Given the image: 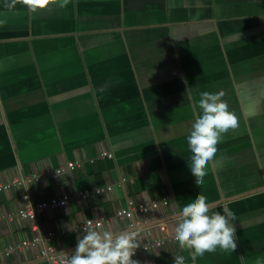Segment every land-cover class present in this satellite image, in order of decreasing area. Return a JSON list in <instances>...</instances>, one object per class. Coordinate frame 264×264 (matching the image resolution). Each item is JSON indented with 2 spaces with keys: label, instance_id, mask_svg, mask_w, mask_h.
I'll return each instance as SVG.
<instances>
[{
  "label": "crops",
  "instance_id": "0c3cea01",
  "mask_svg": "<svg viewBox=\"0 0 264 264\" xmlns=\"http://www.w3.org/2000/svg\"><path fill=\"white\" fill-rule=\"evenodd\" d=\"M0 0V264H51L34 254L42 242L5 254L29 238L23 203L89 191L37 215L53 229L55 251L75 249L88 217H107L117 233L127 221L115 209L170 195L157 215L175 229L178 215L203 194L235 214L236 250L219 248L195 264L264 260V0H70L37 14ZM226 91L238 127L223 133L199 188L187 143L202 91ZM107 150L111 156H102ZM73 169L33 173L68 162ZM110 186L109 188H107ZM97 187L104 190L96 193ZM193 264L177 241L133 256L141 264Z\"/></svg>",
  "mask_w": 264,
  "mask_h": 264
},
{
  "label": "clouds",
  "instance_id": "9594fccd",
  "mask_svg": "<svg viewBox=\"0 0 264 264\" xmlns=\"http://www.w3.org/2000/svg\"><path fill=\"white\" fill-rule=\"evenodd\" d=\"M69 3L70 0H10L4 7L11 11L21 4L35 15L49 6L64 9ZM225 96L226 91L223 89L199 93L201 111L196 115L187 136L192 154L190 170L199 188L205 183L204 177L208 174L206 169L218 151L217 144L222 134L238 127L237 117L229 110ZM215 207L205 195L198 193L183 206L178 215L175 240L181 249L190 250L193 264L198 257H203L206 252L216 253L218 248L229 254L236 250L235 214L226 206L221 214L214 211ZM141 242L138 229L113 233L86 226L83 236L77 238L75 250L68 254L62 253V264H141L139 260L133 259ZM173 264H186V257L175 255ZM256 264H264V260L257 259Z\"/></svg>",
  "mask_w": 264,
  "mask_h": 264
},
{
  "label": "built area",
  "instance_id": "2783aa9c",
  "mask_svg": "<svg viewBox=\"0 0 264 264\" xmlns=\"http://www.w3.org/2000/svg\"><path fill=\"white\" fill-rule=\"evenodd\" d=\"M102 156H111V152L102 150L100 152ZM79 161L75 160L68 162L65 166H59L55 169L48 167L43 171L33 173L32 177L37 178L38 176L46 172H62L63 170L73 169L79 165ZM24 176L15 175L11 178L0 181V190L10 189L13 186H19L24 182ZM108 186L107 188H109ZM104 190L103 187H97L96 193H100ZM89 196V191H78V192H63L61 194L51 195L49 197L41 198L35 201H31L28 198V194L23 192L21 197L24 199L23 203L16 209L15 213L20 217L29 220V226L34 231V234L29 238H23L19 242L9 244L5 248V254L10 253L11 250L17 248L22 249L26 246H34L42 242L43 246L39 247L35 252V257L45 256L50 259L51 264H62V253L68 254L73 252L75 249H67L65 251H55L51 244L52 238L55 234L53 229H40L37 223V215L46 209H54L57 207H64L67 202L77 196ZM170 199L169 194L161 196L159 199H153L150 201L135 202L132 199H128L125 206H119L115 209V215L118 218L125 219L127 221L126 227L118 231H129L139 230V239L142 241L140 247L136 250V255L145 254L151 249L158 248L164 245L166 242L176 241L175 240V229L170 228L168 221L169 219H163L159 217L156 211L161 206H166ZM107 217H88L78 222L75 225V230L84 231L85 227L94 228L103 225L108 222ZM92 223L89 224L88 222Z\"/></svg>",
  "mask_w": 264,
  "mask_h": 264
},
{
  "label": "trees",
  "instance_id": "16d2710c",
  "mask_svg": "<svg viewBox=\"0 0 264 264\" xmlns=\"http://www.w3.org/2000/svg\"><path fill=\"white\" fill-rule=\"evenodd\" d=\"M164 264H166V263L164 262Z\"/></svg>",
  "mask_w": 264,
  "mask_h": 264
}]
</instances>
